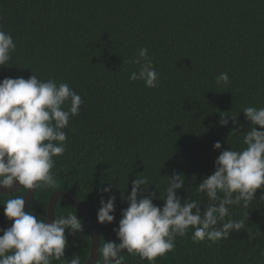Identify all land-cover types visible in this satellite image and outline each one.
<instances>
[{
  "label": "trees",
  "instance_id": "1",
  "mask_svg": "<svg viewBox=\"0 0 264 264\" xmlns=\"http://www.w3.org/2000/svg\"><path fill=\"white\" fill-rule=\"evenodd\" d=\"M0 26L16 43L0 80L34 74L68 83L83 100L64 129L65 153L53 158L56 186L37 188L27 210L47 221L51 195L66 192L80 200L100 246L119 243L113 229L139 175L149 180L144 195L154 194V205L162 208L168 179L182 174L176 195L197 201L203 211L208 201L198 185L214 172L220 152L244 147L250 122L243 108L264 107V0H0ZM141 48L159 73L154 89L129 79L139 65L128 61ZM221 73L229 77L227 87L215 82ZM221 113L238 115L237 124L229 119L220 126ZM233 128L240 133L230 134ZM217 141L220 150L213 149ZM26 190L0 193V234L11 227L4 202ZM109 196L116 198L115 219L101 225L100 200ZM255 197L248 208L229 207L230 219L249 214L244 230L211 243L193 241L190 229L155 264H264V189ZM57 203L55 219L76 212L84 228L71 236L66 230L64 259L75 254L85 264L91 252L87 225L65 199ZM122 255L124 264H149ZM102 259L99 254L95 264Z\"/></svg>",
  "mask_w": 264,
  "mask_h": 264
},
{
  "label": "clouds",
  "instance_id": "2",
  "mask_svg": "<svg viewBox=\"0 0 264 264\" xmlns=\"http://www.w3.org/2000/svg\"><path fill=\"white\" fill-rule=\"evenodd\" d=\"M15 49L13 37L0 26V68L11 60ZM128 63L139 65L138 71L130 74V81L157 87L159 73L146 48H141ZM215 82L222 87L230 83L227 73H221ZM82 103L81 96L65 82L44 81L34 74L28 79L0 80V189L22 187L31 192L56 186L53 158L65 153L64 129L68 128L70 118L79 115ZM242 113L250 122L243 136L244 147L220 152L214 172L197 187V192L208 201L204 210L197 201H182L176 195L184 185L182 174L168 177L165 196L160 199L162 208L154 205V194L144 195L149 180L139 175L132 182L126 198L128 207L121 213L118 228L113 229L119 243L108 241L98 247L102 264H124L122 250L155 264L157 258L174 251L176 238L186 236L190 229L193 241L211 243L229 239L232 233L245 229L249 214L239 220L230 219L229 207L248 208L257 190L264 189V107H244ZM237 116L221 113L220 126H227L229 119L236 125ZM236 133H240L239 129L233 128L230 134ZM213 149L220 150L221 143L215 142ZM111 188L109 184L101 192L107 194ZM115 199L109 196L105 202L101 198L97 223H113ZM25 204L26 196L8 199L3 204L11 227L0 234V264H52L53 260L81 264L79 255L74 254L70 261L64 259L68 247L66 230L69 236L84 231L76 212L46 222L25 211Z\"/></svg>",
  "mask_w": 264,
  "mask_h": 264
},
{
  "label": "water",
  "instance_id": "3",
  "mask_svg": "<svg viewBox=\"0 0 264 264\" xmlns=\"http://www.w3.org/2000/svg\"><path fill=\"white\" fill-rule=\"evenodd\" d=\"M19 189L16 187H14L12 190L0 189V193L5 194V195H10V194L15 193ZM35 193H36V189L31 192H29V190H26V193H25L26 204H25V209H24L25 211L28 209L31 202L33 201ZM61 198L65 199L68 203H70L81 214L83 220L85 221L87 228L89 230L90 237H91V252L85 264H95L98 260V255H99V252H98V247L100 246L99 237H98V234L95 228L92 225V222L87 212L84 210L82 204L77 198L73 197L72 195L66 192H58V191L54 192L49 199L46 222H51L52 220H54L55 207H56L58 200ZM124 253H126V250H122L121 254H124Z\"/></svg>",
  "mask_w": 264,
  "mask_h": 264
},
{
  "label": "bare ground",
  "instance_id": "4",
  "mask_svg": "<svg viewBox=\"0 0 264 264\" xmlns=\"http://www.w3.org/2000/svg\"><path fill=\"white\" fill-rule=\"evenodd\" d=\"M35 197V196H34ZM60 200V199H59ZM66 201V200H65ZM80 201V200H79ZM67 202V201H66ZM32 203V202H31ZM58 204V203H57ZM56 209V208H55ZM76 210V209H75ZM28 211V210H27ZM78 212V211H77ZM89 216V215H88ZM90 218V217H89ZM55 219V218H54ZM91 220V219H90ZM98 233V232H97ZM100 240V239H99ZM99 258V255H98Z\"/></svg>",
  "mask_w": 264,
  "mask_h": 264
}]
</instances>
